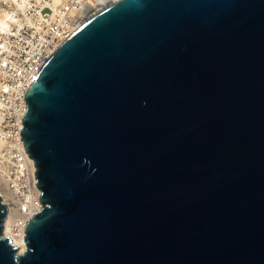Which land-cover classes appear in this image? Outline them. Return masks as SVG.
Segmentation results:
<instances>
[{"label":"water","instance_id":"water-1","mask_svg":"<svg viewBox=\"0 0 264 264\" xmlns=\"http://www.w3.org/2000/svg\"><path fill=\"white\" fill-rule=\"evenodd\" d=\"M27 89L42 207L0 264H264V0H117Z\"/></svg>","mask_w":264,"mask_h":264},{"label":"built area","instance_id":"built-area-1","mask_svg":"<svg viewBox=\"0 0 264 264\" xmlns=\"http://www.w3.org/2000/svg\"><path fill=\"white\" fill-rule=\"evenodd\" d=\"M101 0H2L0 17V181L11 216L10 233L23 239L24 224L42 203L35 165L20 138L24 96L43 61ZM88 6V8L86 7ZM8 237V236H7ZM10 238V237H9Z\"/></svg>","mask_w":264,"mask_h":264},{"label":"bare ground","instance_id":"bare-ground-1","mask_svg":"<svg viewBox=\"0 0 264 264\" xmlns=\"http://www.w3.org/2000/svg\"><path fill=\"white\" fill-rule=\"evenodd\" d=\"M59 1L60 0H54V2H59ZM101 1H102L101 4L99 6L94 7V8H88V6L86 5V7L88 8L87 13L85 14V17L83 18L81 23L84 22L85 20H87L92 15L98 13L102 9H104V8L108 7L109 5H111L112 3L116 2L117 0H101ZM4 26H5L4 21L0 17V29H2ZM0 196H1V198H3L2 197L3 195L1 194V192H0ZM10 223H11V216H10L9 212H7V214L3 220L2 234L4 236L10 237L11 241L17 246V253L20 254L24 251V249H26V243H25V240H22L21 238H17L10 233Z\"/></svg>","mask_w":264,"mask_h":264},{"label":"rangeland","instance_id":"rangeland-1","mask_svg":"<svg viewBox=\"0 0 264 264\" xmlns=\"http://www.w3.org/2000/svg\"><path fill=\"white\" fill-rule=\"evenodd\" d=\"M1 8H2V0H0V13H1ZM4 188H3V186H2V181H0V192H1V194L3 195V193H2V190H3Z\"/></svg>","mask_w":264,"mask_h":264}]
</instances>
